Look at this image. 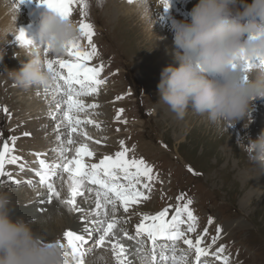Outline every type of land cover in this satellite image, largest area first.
Masks as SVG:
<instances>
[{
  "label": "rangeland",
  "instance_id": "rangeland-1",
  "mask_svg": "<svg viewBox=\"0 0 264 264\" xmlns=\"http://www.w3.org/2000/svg\"><path fill=\"white\" fill-rule=\"evenodd\" d=\"M87 2L89 8L86 21L94 25L96 32L93 38L94 44L99 50V55L93 64L98 66L101 63H108L103 73L107 83L100 90V94L83 98L85 104L96 103L100 107L79 114L80 119H91L100 125V128L93 124L83 125L82 130L86 131L93 140L100 142L91 144L89 141L90 147L96 152L95 160L89 162H99L104 156L121 151L120 142L123 141L129 149H135L130 155L143 158L148 164L154 166L155 172L159 173V179L162 181V183H154L150 199L134 207L131 214L124 213L122 208L118 210V218L128 220V223L118 227L127 230L129 235H135V228L141 222L140 214L155 215L165 208L175 209V197L170 192L171 182L174 180L173 187L179 188L181 187L179 184H186L185 188L193 189L186 188L190 190L189 199L194 201L192 209L199 219V226L197 233L190 234L189 237L196 239L201 235L205 228H208L211 218L215 224L208 229L210 233L206 238L208 244L211 243V237L217 234V228L222 227L223 238L216 247L227 246L225 254L231 256L232 264H264V176L259 182L258 193L250 199L247 193L253 192L250 188L255 184L251 176L260 175V166L252 162L244 148L250 140H257L264 135V99L254 102L252 123L249 126L250 122L245 120L234 128L217 127L209 123L207 118L198 117L191 108L183 119H178L168 106L160 103L158 86L161 83L162 74L153 72V68L148 69L143 63L144 54L148 52L143 47L145 41L151 42L153 39L149 37L146 22H143L138 15L126 13V10L121 7V5L131 7L132 3H128L127 0H102V2L87 0ZM199 2L200 0H171L170 9L165 10L160 1L150 0L149 11L151 17L172 37L173 33L168 30V22L172 23V31H175V26L179 24L178 14H182L181 17L184 20L190 19L192 9ZM252 2L253 0H241L240 7L243 8L244 3ZM5 3L16 16L21 17L22 21L29 22H27L29 26L26 24L24 27L27 33L37 31L33 23L38 19V13L50 11L46 6H41L39 0H26L19 9L16 6L17 0H6ZM111 13L115 15L112 16ZM82 18L81 6L74 10L73 21L78 27ZM0 27H4L1 22ZM36 36L37 34L34 33L29 39L41 43L39 45L41 48H46L47 45L45 46L41 41L40 36L39 41H36ZM82 45L87 48L86 41L82 40ZM0 50L4 52L0 51V55L4 54L3 62H0V105L9 110L7 114L0 110V132L4 133V137L7 136L8 140L16 139L15 154L22 157V162H25L29 168L37 169L38 166L33 163L36 160V158L32 159L33 153H46L44 158L48 162H60V158L53 150L60 146L57 136L65 135V139L67 136L63 132L56 131V125L62 116L61 110L57 107L59 98L53 95L55 85L50 88L30 90L18 87L7 71L21 70L26 58L23 49L15 36H9L7 41L0 42ZM51 58L57 57L52 55ZM41 94L45 95L41 97ZM121 97L123 99H120ZM122 108H125L124 114L120 117V121H117L116 118ZM53 116L55 119L52 118ZM124 120L127 121L126 124L123 123ZM26 133L28 135H25ZM24 137H28L32 144L22 143ZM43 139L45 140L42 142ZM78 146L79 143L72 147ZM187 163L195 166L193 172L196 173L190 172L188 181L182 177L190 168ZM9 168L14 174V165L8 166V170ZM25 174L26 172L22 174L19 168L17 169L19 177ZM29 175L33 177L34 171H29ZM185 176L189 178L188 175L185 174ZM33 179L35 186L25 185L20 189L12 188L11 183H0V194L9 196L11 202L16 196V204L22 208L25 205H34L40 196L48 198L47 188L40 184L38 177L34 176ZM60 184L61 181L57 179L56 186ZM93 197L92 211L96 208V197L95 195ZM217 199L221 203L215 201ZM203 200L215 201L217 204L206 202L205 206L202 203ZM53 201L58 206L46 203V206L38 210L37 214L29 218L24 217L22 220L29 223L33 232L43 242L63 243V247L69 254V264H74L71 250L64 241V235L72 229L75 232L76 225H70L71 220L75 218H70V212L57 199ZM86 201L83 197L82 201L78 199V204L88 206ZM227 205L236 206V214L229 215L227 212L230 211L227 208L219 209ZM83 209L88 208L83 207ZM129 216H131L130 220ZM12 217L14 220H19L13 214ZM95 219L97 218L89 215L83 220ZM240 221L243 222L242 225ZM77 225L80 226L79 230L83 226H92L82 222ZM84 228L79 234H85ZM126 241L131 244L130 249L135 248L136 245L132 241ZM184 249L182 250L188 251L186 246ZM101 251L103 250L93 249L85 258V264H90L91 259H95ZM194 255L196 254L193 252L191 257ZM133 259L136 264H140L138 258ZM189 264L194 263L189 261Z\"/></svg>",
  "mask_w": 264,
  "mask_h": 264
},
{
  "label": "snow or ice",
  "instance_id": "snow-or-ice-1",
  "mask_svg": "<svg viewBox=\"0 0 264 264\" xmlns=\"http://www.w3.org/2000/svg\"><path fill=\"white\" fill-rule=\"evenodd\" d=\"M26 0H17L19 9ZM41 6H46L50 11L61 18L73 20L74 10L82 6L83 18L79 22L81 37L67 46L65 53L57 58H51L50 45L43 48L47 70L53 74L55 87L53 95L58 97L57 107L60 109L62 119L56 125L59 147L54 149L60 158V162H48L44 157L46 153H33L38 164L37 169H31L23 161V158L16 155V139L8 140L4 133L0 132V183H11L19 185L21 181L13 178V173L8 166L16 165L19 171H34L39 178L41 185L47 188L49 197L48 204L53 199H60L61 193L56 188V180L59 179L66 185L68 198L62 203L68 206L69 210L76 213H83L85 216H93L95 220L82 221L91 227H85V234H78L67 231L64 235L74 264H85V258L94 250H103L112 253L114 264H135L133 257L140 260V264H189V258L194 252L196 259L194 264H207V259H214L217 264H232L230 255H226L227 246L217 248V244L223 238L222 227L217 228V234L211 237L208 244L209 228L215 224L209 219L208 228L196 237L189 238L190 234L198 231L199 219L195 215L192 205L194 201L187 198L186 193H181L177 198L175 209L165 208L155 215L140 214L141 222L136 226L135 235H129L128 231L119 228L121 224L128 223V220L118 218L117 213L122 208L124 213H130L134 207L150 199L154 183H162L159 173L155 172L154 166L148 164L143 158H136L135 149H129L125 142L121 141V151L114 155H106L99 162L94 161L96 152L90 147L87 141L99 144L93 140L83 125L93 124L100 128L94 120H82L80 113L98 109L99 104L87 105L83 98L98 96L100 90L107 81L103 78L105 65H95L93 61L99 55V50L94 44L96 35L94 25L88 23L89 4L87 0H39ZM102 2V0H101ZM128 3H136L137 0H127ZM165 10L171 7V0H161ZM16 41L21 48H31L34 43L28 37L24 29H17ZM86 41L87 48L82 45ZM67 57V58H62ZM264 67V58H257L256 61L245 62V81L247 73L254 68ZM120 99H123L121 97ZM8 113L7 108L0 109ZM124 114L120 110L117 121ZM55 119V116L52 117ZM123 123H127L126 120ZM119 131V129H117ZM25 135H28L27 133ZM76 137H79L78 141ZM79 143L78 147L73 145ZM189 172H193L191 168ZM66 174V179H65ZM193 174H196L193 172ZM32 183V181H28ZM96 197V208L88 213L78 205V199L85 197V192ZM171 214V215H170ZM131 216H129V220ZM186 229V230H185ZM122 234V235H121ZM122 239L132 241L136 246L129 249L122 243ZM187 246L185 252L179 248V244ZM63 247V243L59 244ZM91 246V248H89ZM103 260V257H100Z\"/></svg>",
  "mask_w": 264,
  "mask_h": 264
},
{
  "label": "clouds",
  "instance_id": "clouds-1",
  "mask_svg": "<svg viewBox=\"0 0 264 264\" xmlns=\"http://www.w3.org/2000/svg\"><path fill=\"white\" fill-rule=\"evenodd\" d=\"M149 3L138 0L142 19L153 31L156 21L151 22ZM240 5L241 0H200L190 13L191 22L175 26L180 66L166 68L158 87L160 103L178 119L191 108L217 127L234 128L245 120L250 122L248 126L252 123L254 102L264 99V67L248 72L246 81L243 69L246 60L264 58V0L244 3L243 8ZM18 17L13 12L12 22L0 27V42L15 36ZM80 37L73 20L52 11L41 22L40 39L50 45L54 55L62 56ZM23 49L28 62L20 71H7L17 86L24 90L53 87L43 48ZM3 59L4 54L0 62ZM244 148L253 163L264 167V135ZM11 203L9 196L0 194V264H69L65 247L43 242L28 222L13 219Z\"/></svg>",
  "mask_w": 264,
  "mask_h": 264
},
{
  "label": "bare ground",
  "instance_id": "bare-ground-1",
  "mask_svg": "<svg viewBox=\"0 0 264 264\" xmlns=\"http://www.w3.org/2000/svg\"><path fill=\"white\" fill-rule=\"evenodd\" d=\"M5 1L6 0H0V22L3 23L4 27L7 26L8 24H10L13 20V10L11 11L9 7H7L5 4ZM153 1V0H152ZM160 1V4L163 6V4L161 3V0H158ZM154 4V3H153ZM121 7L126 10L125 12L126 13H129L131 15L135 14V15H138L141 19H142V8L140 7V5L138 4V0L136 3H132V6L131 7H124L123 5H121ZM149 7H150V4H149ZM44 9V8H43ZM7 11L11 12V14H9ZM40 14V19H39V22L37 24V27H36V24H33L34 27L37 28V31L34 32L35 35L37 34V36L35 37L36 38V41H39V36H40V29H41V22L43 20V18L48 14V13H39ZM112 16L115 15V13H111ZM32 15V13H31ZM182 14H178V23H184V22H188L190 23L191 22V18L189 19H186L184 20L182 17H181ZM36 16V15H35ZM120 16V15H119ZM118 16V17H119ZM186 16V15H184ZM34 17V16H33ZM188 17V16H187ZM23 18V17H22ZM140 19V20H141ZM3 20H5L4 22H2ZM31 20V19H30ZM143 22H145L143 19H142ZM156 20L152 17V23H154ZM28 22V21H27ZM27 22H25L24 20L22 21L21 17L18 18L17 20V29H24V27L26 26V24H28ZM131 22V21H130ZM126 24V23H125ZM131 24V23H130ZM29 26V25H28ZM143 27V26H142ZM163 26H161L157 21H156V24H155V27L153 28V31L148 27V25L146 26V28L148 29V32H149V37H151L153 40L151 42H149V40L145 41L146 43L144 44L145 46H143L144 48L147 49V53L144 54L145 58H144V61L143 63L146 64V67L149 69L153 68V72L155 73H158V74H162L164 72V70L168 67H179V63L177 62V59H176V55H177V52H178V49L176 48L175 46V43L171 37V35L167 34L165 31L164 28H162ZM144 30V29H143ZM147 31V30H146ZM17 32H15V35H17ZM34 33H28V36L29 38L31 36L34 35ZM139 34V33H138ZM13 37V36H12ZM34 39V38H32ZM35 41V40H34ZM34 46L36 47H40L39 45L41 43H36L34 42ZM46 46V44H45ZM142 47V48H143ZM23 49V48H22ZM150 51V52H149ZM23 53L25 54V50L23 49ZM182 54V53H181ZM24 57H26L24 55ZM20 58V57H19ZM22 58V57H21ZM64 58V57H63ZM23 61V60H22ZM28 62V58L26 57L25 58V63ZM20 65V64H19ZM23 67V66H22ZM21 67V69H22ZM211 75V74H210ZM45 94H41V97H43ZM51 99V98H50ZM55 110V109H53ZM191 110V109H190ZM199 117V116H198ZM80 118V117H79ZM206 118V117H204ZM97 121V120H96ZM44 128V127H43ZM42 128V129H43ZM262 129V128H261ZM65 134V133H64ZM77 140H80L79 137H76ZM45 139L42 140V142L44 141ZM33 142V140H32ZM37 142V141H36ZM41 142V143H42ZM22 143H24L25 145H31V141L30 139H28V137H24V139H22ZM88 143L90 144V142L88 141ZM92 144V143H91ZM37 147V146H36ZM92 148V147H91ZM20 154V153H19ZM33 160H35V156H32ZM240 164V163H239ZM36 165V164H35ZM34 165V166H35ZM36 167V166H35ZM38 168V166H37ZM17 169L18 167L16 165H14V171H15V175L13 174V178L18 180V181H21V183L19 185L17 184H13L12 185V188H17L19 187L22 188L21 186H27V185H30V186H35L33 183L34 179L32 176L29 175V171H25L26 174L25 175H21V177H19V175H17ZM9 171L10 168H9ZM262 171V173L260 172ZM241 172V171H240ZM23 174V173H22ZM259 174L260 175H252L251 177L255 180V184L250 188L251 193H249L248 191V195L249 198L251 199L252 197H254L257 193H258V188H259V182L260 180L262 179V176H264V168L260 166V169H259ZM67 177L65 176V179ZM28 181H32V183H28ZM250 182V181H249ZM245 187V186H244ZM57 190L60 191L61 193V198L60 199H57L58 202L62 205V200L63 199H66L68 198V190H67V187L65 184H63L61 182V184L59 186H56ZM262 188V187H261ZM247 189V188H246ZM260 189V188H259ZM27 191V190H26ZM48 191V190H47ZM16 192V191H15ZM27 193V192H26ZM38 195V194H37ZM42 195V194H41ZM91 193L89 192H85V197L84 199H86L87 201V204L88 206L85 204V206L82 205V203L79 205V207H87L88 209L85 210V212H88L91 210L92 211V202H94L92 199L94 198L93 195L90 196ZM246 195V194H245ZM15 196V195H14ZM13 196V197H14ZM18 196V195H17ZM87 196L88 199H87ZM16 197V196H15ZM15 197L13 198V201L11 203V211H12V214L19 218V220H22L24 217H30L32 216L33 214H37L38 210L40 209H43L45 206H46V203H47V200L48 198L47 197H41L40 196V199L34 203V205L32 204L31 206H23L22 207H19L16 203L17 201H15ZM21 197V196H20ZM25 197V196H24ZM54 200V199H53ZM83 200V197L79 198V201H82ZM89 200H92L89 202ZM95 200V199H94ZM29 201V199L27 200ZM26 201V202H27ZM56 202H52V204H54V206H58L55 204ZM28 204V203H26ZM60 205V207H61ZM64 205V204H63ZM64 207L66 208V210H68L70 213V218L71 217H74L75 219L71 220L72 223L70 225L72 226H75L76 225V228L75 229V232L79 234V232L85 227L83 226L82 229L79 230L80 226H78L77 224H80V222L84 221L83 219H86L88 218V216H85L83 213H76V212H72L69 210L68 206L64 205ZM85 209V208H84ZM90 209V210H89ZM90 211V212H91ZM136 211V210H135ZM131 214V213H130ZM57 216V215H56ZM61 217V216H60ZM64 217V216H63ZM68 218V217H67ZM83 223V222H82ZM242 221H240V225H242ZM64 224V223H63ZM68 225V224H67ZM230 227V226H229ZM121 228V227H120ZM79 230V231H78ZM136 230V228H135ZM73 231V229H72ZM74 232V231H73ZM133 233V232H132ZM122 243L128 247L130 249V243L127 242L125 239L122 240ZM186 246V245H185ZM187 247V246H186ZM184 249V248H182ZM186 250V249H184ZM100 257H103L104 259L101 260ZM135 258V257H133ZM90 264H114V261L112 259V253L111 252H104V251H101L97 256H95V259H91L90 261ZM136 264V262H135Z\"/></svg>",
  "mask_w": 264,
  "mask_h": 264
},
{
  "label": "trees",
  "instance_id": "trees-1",
  "mask_svg": "<svg viewBox=\"0 0 264 264\" xmlns=\"http://www.w3.org/2000/svg\"><path fill=\"white\" fill-rule=\"evenodd\" d=\"M191 168H192V170H195V166H193V164H191V163H187ZM224 208H227V210L228 211H230V212H227V213H229V215H232V214H236V206H234V205H228V206H225Z\"/></svg>",
  "mask_w": 264,
  "mask_h": 264
}]
</instances>
